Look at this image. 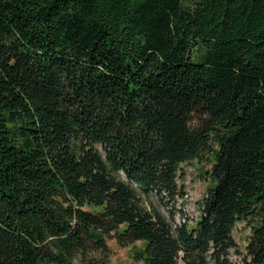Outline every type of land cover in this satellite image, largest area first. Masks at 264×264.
I'll return each mask as SVG.
<instances>
[{"label":"trees","instance_id":"obj_1","mask_svg":"<svg viewBox=\"0 0 264 264\" xmlns=\"http://www.w3.org/2000/svg\"><path fill=\"white\" fill-rule=\"evenodd\" d=\"M193 160L196 217L148 210ZM113 237L264 264V0H0V264H108Z\"/></svg>","mask_w":264,"mask_h":264},{"label":"rangeland","instance_id":"obj_2","mask_svg":"<svg viewBox=\"0 0 264 264\" xmlns=\"http://www.w3.org/2000/svg\"><path fill=\"white\" fill-rule=\"evenodd\" d=\"M178 167L181 172L178 174L177 184L183 187L185 191L184 196L169 198L168 196L160 197L155 193H151L149 196L143 198V204L148 210H158L165 217H168L172 213L171 211L174 210V218L177 214H180L181 216L186 215L188 218L194 219L199 211L200 202L209 186V180L205 177L204 171L210 167V164L207 161L198 163L193 160L180 163ZM249 232L250 229L244 221H238L235 224L233 236L240 247H243L245 244ZM116 240V237H113L108 241L111 249L109 253H106L108 264H131L130 255L132 247L121 246ZM140 244V242H136V246H140ZM102 255L104 254H97L100 259H102ZM233 258L235 257L233 256ZM179 264L185 263L180 261Z\"/></svg>","mask_w":264,"mask_h":264},{"label":"built area","instance_id":"obj_3","mask_svg":"<svg viewBox=\"0 0 264 264\" xmlns=\"http://www.w3.org/2000/svg\"><path fill=\"white\" fill-rule=\"evenodd\" d=\"M181 220H183V219H180V218L177 216V218H176V222H177V223H180Z\"/></svg>","mask_w":264,"mask_h":264}]
</instances>
